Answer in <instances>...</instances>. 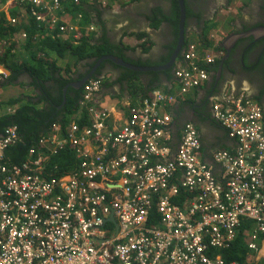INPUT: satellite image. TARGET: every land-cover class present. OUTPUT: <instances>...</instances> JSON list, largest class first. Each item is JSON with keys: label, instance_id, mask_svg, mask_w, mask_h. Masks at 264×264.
Returning a JSON list of instances; mask_svg holds the SVG:
<instances>
[{"label": "built area", "instance_id": "obj_1", "mask_svg": "<svg viewBox=\"0 0 264 264\" xmlns=\"http://www.w3.org/2000/svg\"><path fill=\"white\" fill-rule=\"evenodd\" d=\"M4 3L26 9L13 24L28 25L27 13L53 37L78 31L53 16L60 0ZM183 62L175 76L187 93L209 79L201 63L215 61L191 45ZM101 85L95 79L84 87L88 126L72 122L63 138L50 133L21 163L7 156L20 141L17 127L0 135V264H240L216 253L236 241L246 263L263 261L264 104L243 95L212 100V118L234 147L214 152L209 164L193 123L176 135L175 96L153 90L128 103L117 124L94 104ZM89 145L98 148L94 156ZM67 146L79 168L56 175L51 157Z\"/></svg>", "mask_w": 264, "mask_h": 264}, {"label": "crops", "instance_id": "obj_2", "mask_svg": "<svg viewBox=\"0 0 264 264\" xmlns=\"http://www.w3.org/2000/svg\"><path fill=\"white\" fill-rule=\"evenodd\" d=\"M2 1L3 0H0V15L4 14L7 21H9L13 17V14L19 12L20 8L17 6H6L5 3H3V7L1 6ZM46 1L50 3V1ZM91 2H93V0H91ZM91 2H89V4L95 5L91 8L92 11L95 9V12L91 15V25L87 28L85 27L89 31V41H94L92 43H98L99 45L108 43L117 47L124 46L126 48L124 51L126 59L128 58L133 62L143 63L160 62L167 54L166 47L171 45L175 40L170 23L163 21L157 26L152 24V16H155L156 13L157 15L159 12L166 16L170 15V8H172L171 0H97L95 3ZM248 2L250 3L251 1L249 0ZM163 6H168L169 12L167 10L165 11ZM245 6L246 4L244 0H213L209 1L205 5V8L194 10L188 7L187 0L186 8L190 11L189 20L190 18L195 17V28L189 26L188 20L187 38L188 42L195 43L197 54L200 57L203 54L206 55L208 53L212 55V57L219 59L226 56L227 52L223 43L226 39L231 37V35L241 33L243 22L244 20H247L246 15H244ZM12 9H14V11H12ZM62 18L68 24L72 23L71 16H65ZM76 23L75 26H78L79 30L80 20L78 19ZM91 28H94V30ZM143 33L147 36L145 38H138V35ZM213 33L224 34L221 43L222 49L220 50L215 48L216 44L213 41H210V47H205L202 43L203 34H206V36L209 35L208 37H210ZM4 35L5 36L2 39H8L11 42L9 43L11 49L6 52V55H15L18 52H20V54H25V52H21L26 48L21 46V43L19 42V32L17 30L12 29L10 32H5ZM48 35L50 34L44 33L41 36L45 37ZM65 39L67 41L73 39L71 41L76 43V45H79L81 34L79 32L75 39L73 35H68ZM187 46L188 45L186 44L183 50H185ZM235 46L236 43L232 47L231 54L221 74L218 73V69L215 72H212L209 82L202 87V89L191 92L186 96L184 102L177 104L169 110L174 117V125L180 124L181 120H184L182 125L187 121H193L196 123L203 143L202 157L208 163H212V154L216 150L232 149L234 147V142L228 138L226 132L221 127L211 124L210 120L207 121L204 119L203 122H201L200 117L202 116L200 113H202L203 109L208 114L210 111L208 108H211L212 100L221 99L226 96L238 98L243 95L246 99H250L260 104L261 102L264 103V73L263 70H261V65L263 64L261 63V59L264 52L254 56L252 52L253 49L244 48L241 57L237 59L235 56L233 57ZM38 54H40V52H38ZM66 59L68 60V66L65 68H63L58 61V66L61 69L60 75L66 80L72 79L73 82H77L82 76L85 77V74L89 73L99 60L86 59L77 62L75 58L67 55L62 61ZM49 60L55 61L51 58H49ZM182 60L183 57L180 55L174 66L169 70L181 65ZM93 63L94 66L89 71V66ZM69 68H71L70 73H68L67 70ZM0 69H3V67L0 66ZM99 74L101 77L107 79V82L102 86L101 91L95 95L94 102L97 103L99 108L108 109L111 114V121L121 124L127 119L128 103H136L144 97L138 88L140 83L146 84L148 82V77L143 75L140 78V82L134 81V83L131 84L129 82L121 81L123 71L114 68L111 64L104 65ZM163 79V86L167 87V90L177 92V83L174 82V78L171 82H168L166 78ZM6 80L7 79H2L1 82H5ZM2 83H0V87L2 86ZM68 84L66 86H68ZM17 87H20V89H18L19 91L23 89L22 84L19 82L16 86L8 85L7 88L0 89V95H11V90ZM70 88H68V90ZM24 91H27L32 96L37 93L26 87L22 92ZM110 99H114L118 103L116 105L117 107H107V103ZM181 106L184 107L180 113V117L177 118L175 112L179 110ZM13 108L10 107L4 110L6 112ZM85 110L87 112L88 109ZM84 112L85 111L81 108L78 114L73 117L72 121L83 120ZM87 116L90 117L88 112ZM175 130L178 131L179 127L175 126ZM86 150L90 156H94L98 148L95 145H89L86 147ZM76 160L78 164L73 171H77L78 169L79 160L77 158Z\"/></svg>", "mask_w": 264, "mask_h": 264}, {"label": "trees", "instance_id": "obj_3", "mask_svg": "<svg viewBox=\"0 0 264 264\" xmlns=\"http://www.w3.org/2000/svg\"><path fill=\"white\" fill-rule=\"evenodd\" d=\"M52 3L53 0H48ZM62 3V8L55 10L53 16H57L62 19L65 16L72 17V25L77 24V20H80V29L74 34H81V40H79V45L72 44L71 40L67 41L63 39L58 33L52 35L41 36L44 33L43 26L35 21L29 15V24H22L21 27L26 30L28 33V38L26 44H24L25 50L24 53L18 55H6L0 57V62L10 69L11 73L7 80L2 83L1 89L7 88V86H16L19 82L22 84V88H32L34 92L36 91L34 97H31L30 94L26 91L22 92L20 90L18 95L10 96L7 101L0 102V108L8 109L14 107L12 110H7L5 115L0 116V135L4 134L5 130L10 127H17L20 141L16 147L9 150L8 154L11 161L15 163H21L26 160V156L29 152V149L35 146L39 140L48 137L50 133L57 132V134L63 138L68 135V126L71 123L73 117H75L81 109V90H76L70 88L66 94L67 101L63 108L60 109V106L64 102V88L70 82H73L72 79H64L60 75V67L58 66V59L51 61L49 59L37 58L36 55L40 51L48 50L49 52H54L58 55L60 60H63L67 55L76 59L77 62L86 60V59H100L105 55H116L125 59V61L138 65V66H160L166 64L172 54L175 51L176 45L179 38V21H180V8L178 0H171L172 8L169 16L160 13L155 16H152V24L157 26L163 21L170 23L173 29L174 42L171 45L166 47L167 54L162 58L160 62H133L126 59L125 56V47L124 46H112L108 43L99 45L98 43H92L94 41H89V31L86 29L91 25V15L95 12V9L92 11V7L95 5L89 4L91 0H60ZM97 0H93L91 3H95ZM187 3V0H186ZM15 15V14H14ZM12 15V16H14ZM161 16V17H160ZM187 16L190 17V11L187 8ZM59 24H62L61 22ZM76 27V26H75ZM86 27V28H85ZM12 29L8 24V21L4 14L0 15V38L2 39L5 35V32H10ZM16 30V29H15ZM187 30V26H186ZM147 35L145 33L139 34L138 38H145ZM72 38V37H71ZM36 41H35V40ZM147 42V41H146ZM188 38L186 44H188ZM202 43L205 47L210 46V41L206 34H203ZM261 43V42H260ZM27 56V57H25ZM262 62L264 64V53L262 56ZM111 64L114 68L120 69L123 71L121 76V81L134 83V81L140 82V78L145 75L148 77V82L146 84L140 83L139 91L147 96L155 88H165L163 86L164 79L168 82H171L173 79V69L165 72H147L140 73L134 72L129 69L115 65L111 61H105L97 71V76H100L99 72L102 70L104 65ZM220 62L217 63L213 68L208 70H213L214 72L218 69ZM94 66V63L89 66V71ZM262 66V65H261ZM264 68V66H262ZM261 67V68H262ZM68 73L71 72V68L67 69ZM88 71V72H89ZM264 73V69H263ZM26 75L29 80H21V76ZM86 75V74H85ZM96 76V75H95ZM62 77V78H61ZM83 77V76H82ZM79 78L78 81H81L83 78ZM101 77V76H100ZM119 81V82H121ZM107 81L103 80V85ZM99 93V92H98ZM16 94V92H14ZM184 106H181L179 110L175 112V116L180 117V113L183 110ZM84 119H80L78 124L81 128L85 127L88 124V116L85 109ZM203 109L201 114V122L204 119L207 121L210 120L211 124L217 126L218 123L210 119V114H207ZM205 114V115H203ZM227 134V133H226ZM228 136V134H227ZM58 153L53 155L51 162L49 164V170L55 166L60 168V173H69L73 171L78 162L74 155V151L66 149L57 151ZM226 253H221L225 258L229 260L238 261L240 264L246 263V252L244 245L241 241H236L233 246L225 250ZM254 264V263H252Z\"/></svg>", "mask_w": 264, "mask_h": 264}, {"label": "clouds", "instance_id": "obj_4", "mask_svg": "<svg viewBox=\"0 0 264 264\" xmlns=\"http://www.w3.org/2000/svg\"><path fill=\"white\" fill-rule=\"evenodd\" d=\"M5 2V0H3L2 1V3H1V6H3L4 7V3ZM185 2H186V0H185ZM20 8V10H19V12H17V13H15V15L12 17V18H19L20 16H21V13H24V12H26V9H24V8H21V7H19ZM27 8V10H28V6L26 7ZM187 9V8H186ZM26 16H27V18H25V20L27 21V20H29V15L26 13ZM11 18V19H12ZM188 16H187V23H188ZM8 23H9V26L11 27V28H14V29H16L18 32H19V37H20V39H19V42L21 43V46H24V44H26L25 42H27V38L25 39L24 37H23V32L24 31H26L25 29H23L22 27H21V25L22 24H24V20L21 18L20 20H19V23L18 24H13L12 22H11V20H9L8 21ZM187 23H186V26H187ZM72 25V24H71ZM262 26H264V25H262ZM76 27H78V26H76ZM92 30H94V28H91ZM74 34V33H73ZM72 34V35H73ZM239 34H241V33H239ZM209 35H207L206 37H208ZM223 37H224V34H218V33H213V34H211L210 35V37H208V39H209V41H213L215 44H216V49L217 50H220V49H222V47H221V43H222V41H223ZM63 39H65V37H62ZM75 38H77V37H74V39ZM250 38V37H249ZM1 39V38H0ZM211 39V40H210ZM248 39V38H247ZM35 40V39H34ZM66 40V39H65ZM186 40H187V30H186ZM36 41V40H35ZM4 42H6V43H4ZM9 43H11L8 39H1L0 40V44L2 45V46H4V52L2 53V54H0V57H4L5 55H6V52L7 51H9L10 49H11V47H10V44ZM72 44H74V45H76V43H72ZM185 45H186V42H185ZM188 46L186 47V49L185 50H182V53H181V55H182V57H183V60H182V64H186L185 62H183L184 61V54L186 53V51H187V49H188V47L189 46H191V45H195V43H193V42H189V44H187ZM210 46H211V42H210ZM209 46V47H210ZM15 48V47H14ZM17 48V47H16ZM45 52V53H44ZM26 53V52H25ZM18 54H20V52L19 53H17V54H15V55H18ZM50 54H52V55H54L55 56V58H53L54 60H56V59H58V61H61L59 58H58V55L57 54H55L54 52H49L48 50H44V51H42V53H40V54H38L37 53V55H36V57L39 59V58H41V59H44V58H46V59H49V58H51L50 57ZM105 56H107V55H105ZM104 57V56H103ZM205 57H212V55H210L209 53L208 54H203L202 56H201V58H205ZM214 58V63L213 64H211V65H209V66H205L203 63H201V65L209 72V79L203 84V86H201V87H199V88H195V89H192V90H190L189 92H187V93H182L181 92V85H180V83H179V79H177L176 78V76H175V71L177 70V68L180 66H176V67H174V69H173V72H172V74H173V78H174V82H176L177 83V87H176V89H177V92H175V91H170V90H167V89H163V88H155V89H153V90H160L161 92H163L164 94H170V95H173V96H175L176 97V99H177V103L175 104V105H173L172 107H175L177 104H179V103H182V102H184L185 101V98H186V96L188 95V94H190L191 92H193V91H199L200 89H202V87H204L208 82H209V80H210V78H211V74H212V72H214L213 70H208L209 68H213L215 65H217V63L218 62H221V60L223 59V58H215V57H213ZM52 59V58H51ZM228 60V59H227ZM227 60H226V62H227ZM226 62H225V64H226ZM58 63V62H57ZM225 64H224V67H225ZM220 65V64H219ZM0 66H2L3 67V69H0L2 72H4V74L3 75H0V83H2V82H4V81H2L1 82V80L2 79H7L9 76H10V73H11V71H10V69H8L5 65H3L1 62H0ZM100 68V67H99ZM98 68V69H99ZM70 69V68H69ZM98 69H97V71H98ZM218 69H219V67H218ZM224 69V68H223ZM97 71H96V73H95V75L93 76V77H91L84 85H83V87L81 88V89H83V92H82V100H81V105H82V101H83V95H84V87H85V85H87L90 81H92V80H95V79H101L102 80V85H101V88H100V91H101V89H102V86H103V80H105V81H107V79H105L104 77H100V76H97ZM88 74V73H87ZM86 74V75H87ZM21 80H29V81H31L30 79H28V77L26 76V75H23V76H21ZM84 79V78H83ZM1 89V88H0ZM29 89H32V88H29ZM33 90V89H32ZM152 90V91H153ZM99 91V92H100ZM31 97H34L35 95H30ZM95 97V96H94ZM145 97H147V96H144V97H142V99L143 98H145ZM223 98V97H222ZM245 98V97H244ZM246 99V98H245ZM94 104L96 105V106H98L97 105V103H95L94 102ZM261 104H264V103H262L261 102ZM171 107V108H172ZM82 109H85L84 107H81ZM170 108V109H171ZM211 109V108H210ZM87 112H88V110H87ZM170 112V111H169ZM89 113V112H88ZM210 113H211V117H210V119L211 120H213L214 121V119L212 118V112H211V110H210ZM2 115H5V110H3L2 108H0V116H2ZM172 115V114H171ZM173 117V116H172ZM173 119H174V117H173ZM200 119H201V117H200ZM72 122H76V121H72L71 120V123ZM90 122H91V118L90 117H88V124L86 125V126H88L89 124H90ZM175 122H177V121H175ZM187 122H191V123H193L196 127H197V129H198V131H199V128H198V126L196 125V123L195 122H193V121H187ZM187 122H185V123H187ZM212 122V121H211ZM70 123V124H71ZM78 123V122H77ZM178 123V122H177ZM184 123V124H185ZM70 124H69V126H70ZM184 124L182 125V123H180V124H177V126L179 127V130L184 126ZM182 125V126H181ZM219 125V124H218ZM68 126V127H69ZM85 126V127H86ZM219 127H221L220 125H219ZM84 128V127H83ZM222 128V127H221ZM223 129V128H222ZM179 130L177 131V130H175V133H176V135L178 136V134H179ZM224 130V129H223ZM199 134H200V132H199ZM2 135V134H1ZM229 138V137H228ZM200 139H201V135H200ZM40 141V140H39ZM38 144H39V142L35 145V146H33V147H38ZM201 144H202V151H203V143H202V140H201ZM10 149H12V148H10ZM9 149V150H10ZM31 149V148H30ZM29 149V150H30ZM9 150L7 151V156L9 157V154H8V152H9ZM218 150H220V149H218ZM217 151V150H216ZM215 151V152H216ZM29 153V152H28ZM214 154V153H213ZM212 154V155H213ZM74 155H75V157L77 158V156H76V154L74 153ZM27 156H28V154H27ZM27 156H26V159H27ZM10 158V157H9ZM51 159H52V157H51ZM11 160V159H10ZM25 161V160H24ZM13 162V161H12ZM50 162H51V160H50ZM79 163H80V160H79ZM209 164H211V163H209ZM79 168V167H78ZM72 172V171H71ZM109 221H111V222H113L114 224H115V219H114V217L112 216V218H110L109 219ZM228 250V249H227ZM216 253L217 254H219V255H221L222 257H224L221 253H226L225 252V250L224 249H222V250H217L216 251ZM229 259H231L230 257H229ZM258 264H264V260L263 261H258Z\"/></svg>", "mask_w": 264, "mask_h": 264}, {"label": "water", "instance_id": "obj_5", "mask_svg": "<svg viewBox=\"0 0 264 264\" xmlns=\"http://www.w3.org/2000/svg\"><path fill=\"white\" fill-rule=\"evenodd\" d=\"M179 8H180V21H179V38H178V44L176 46V49L174 53L172 54L170 61L165 64V65H160V66H138L132 63H129L125 61L123 58L117 57L115 55H107L102 58H100L94 68L82 79L81 81L73 82L68 84V86L65 87L64 89V102L63 105L60 106V109L63 108V106L66 104L67 101V90L68 88L72 87L74 89H81L83 85L95 75L97 69L105 62V61H111L115 65L123 67L125 69H129L134 72H140V73H147V72H162V71H167L171 69L177 59L180 57L182 50L184 49L185 42H186V23H187V9H186V2L185 0H178ZM258 32H261L264 35V26H260L259 28H255L252 30H249L245 32L244 34H235L231 35L228 39H226L223 43L224 48L226 49V56L221 60L218 73H222L224 64L226 60L229 58L231 54V50L233 45L235 43H238L240 40H246V38L249 37H256L255 34ZM264 37V36H263ZM258 40V39H256Z\"/></svg>", "mask_w": 264, "mask_h": 264}, {"label": "flooded vegetation", "instance_id": "obj_6", "mask_svg": "<svg viewBox=\"0 0 264 264\" xmlns=\"http://www.w3.org/2000/svg\"><path fill=\"white\" fill-rule=\"evenodd\" d=\"M209 1H213V0H198V1L188 0V7L194 10L205 8V5ZM248 1L249 0H244L246 4L244 15H246L247 20H244L243 22V28L241 34H244L249 30L259 28L260 26L264 25V0H250L251 1L250 3ZM163 7L165 11L169 10L168 6H163ZM189 26H193L195 28V17L190 18ZM255 36H256L255 38L250 37L246 40L238 41V43H236L235 46V53L233 54V57L235 56V58L239 59L242 55L244 48L253 49L252 52L254 56L260 54L261 52H264V37H263L264 35L261 32H258L257 34H255ZM262 66H264V64H262ZM263 69L264 68L262 67L261 70ZM208 109L211 110L210 108ZM208 114H210L211 117L210 111L208 112ZM182 122H184V120L180 121V123Z\"/></svg>", "mask_w": 264, "mask_h": 264}, {"label": "rangeland", "instance_id": "obj_7", "mask_svg": "<svg viewBox=\"0 0 264 264\" xmlns=\"http://www.w3.org/2000/svg\"><path fill=\"white\" fill-rule=\"evenodd\" d=\"M12 11H14V9H12ZM21 52H23V50L21 51ZM19 53V52H18ZM40 53H42V51H40ZM45 53V52H44ZM50 57L53 59V58H55V56L54 55H52V54H50ZM68 60L66 59V60H64V61H59V64L63 67V68H65L66 66H68ZM18 89H20V87H17V88H13L12 90H11V95L12 96H16V95H18L19 94V90ZM14 92H16V94H14ZM11 95H7V96H5L4 94L3 95H0V102L1 101H7V99L11 96ZM118 103L114 100V99H110V101L107 103V107H112V106H115V107H117L116 105H117ZM108 110V109H107Z\"/></svg>", "mask_w": 264, "mask_h": 264}]
</instances>
